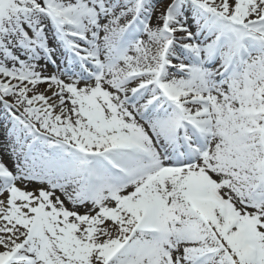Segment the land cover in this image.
Returning a JSON list of instances; mask_svg holds the SVG:
<instances>
[{"label":"snow or ice","instance_id":"6c2138e0","mask_svg":"<svg viewBox=\"0 0 264 264\" xmlns=\"http://www.w3.org/2000/svg\"><path fill=\"white\" fill-rule=\"evenodd\" d=\"M0 121V264H264V0H0Z\"/></svg>","mask_w":264,"mask_h":264},{"label":"bare ground","instance_id":"6f19581e","mask_svg":"<svg viewBox=\"0 0 264 264\" xmlns=\"http://www.w3.org/2000/svg\"><path fill=\"white\" fill-rule=\"evenodd\" d=\"M2 132H3V129H2V127H0V134H2ZM10 163V162H9Z\"/></svg>","mask_w":264,"mask_h":264},{"label":"rangeland","instance_id":"374dc122","mask_svg":"<svg viewBox=\"0 0 264 264\" xmlns=\"http://www.w3.org/2000/svg\"><path fill=\"white\" fill-rule=\"evenodd\" d=\"M50 71H53V72H54V71H55V69H50ZM0 124H2V121H0Z\"/></svg>","mask_w":264,"mask_h":264}]
</instances>
